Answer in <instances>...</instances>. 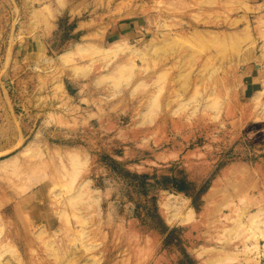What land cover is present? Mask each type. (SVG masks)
I'll return each instance as SVG.
<instances>
[{
  "label": "rangeland",
  "instance_id": "1",
  "mask_svg": "<svg viewBox=\"0 0 264 264\" xmlns=\"http://www.w3.org/2000/svg\"><path fill=\"white\" fill-rule=\"evenodd\" d=\"M44 3L0 0V264H264V0Z\"/></svg>",
  "mask_w": 264,
  "mask_h": 264
},
{
  "label": "crops",
  "instance_id": "2",
  "mask_svg": "<svg viewBox=\"0 0 264 264\" xmlns=\"http://www.w3.org/2000/svg\"><path fill=\"white\" fill-rule=\"evenodd\" d=\"M43 1V0H38ZM46 6L49 5L54 12V16H60L65 14L66 16L78 17L82 14L90 12L94 7L95 1L99 0H44ZM103 15H106L103 13ZM109 15V13H107ZM111 17V15H110ZM110 19V18H109ZM107 26L106 37L110 39L123 38L124 40H131L139 38L142 34V30L145 27L144 20L139 16H130L128 18H118L116 21L106 20L104 21ZM264 83V65L260 68L253 66L252 72H246L244 79L240 87V98L245 100L248 109L251 100L256 97V94H262V87ZM261 100L264 102V93L261 96Z\"/></svg>",
  "mask_w": 264,
  "mask_h": 264
},
{
  "label": "bare ground",
  "instance_id": "3",
  "mask_svg": "<svg viewBox=\"0 0 264 264\" xmlns=\"http://www.w3.org/2000/svg\"><path fill=\"white\" fill-rule=\"evenodd\" d=\"M176 210H177V212H178L179 208H177ZM181 220H182V218H181ZM184 221H185V220H184ZM262 238H263V237H262ZM226 259H227V258H226ZM226 259H225V260H226ZM228 260H229V258H228ZM233 260H234V259H233ZM223 262H225V261H223Z\"/></svg>",
  "mask_w": 264,
  "mask_h": 264
},
{
  "label": "trees",
  "instance_id": "4",
  "mask_svg": "<svg viewBox=\"0 0 264 264\" xmlns=\"http://www.w3.org/2000/svg\"><path fill=\"white\" fill-rule=\"evenodd\" d=\"M164 230H166V228Z\"/></svg>",
  "mask_w": 264,
  "mask_h": 264
}]
</instances>
